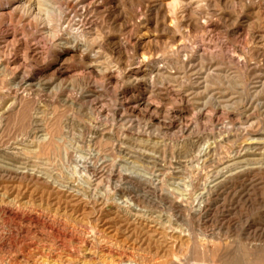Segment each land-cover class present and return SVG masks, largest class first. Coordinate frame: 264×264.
Returning a JSON list of instances; mask_svg holds the SVG:
<instances>
[{
	"label": "rangeland",
	"instance_id": "rangeland-1",
	"mask_svg": "<svg viewBox=\"0 0 264 264\" xmlns=\"http://www.w3.org/2000/svg\"><path fill=\"white\" fill-rule=\"evenodd\" d=\"M125 1L124 12L133 21L120 26L111 18H96L103 33L90 44L88 54L103 67L101 72L71 61L60 91L51 89L54 83L35 76L36 66L19 49L26 40L43 52V63H47L53 56L46 40L33 31L16 30L13 36L14 28L1 24L0 60L15 57L19 68L41 79L39 85L23 92V101L10 104L9 97L2 99L1 94L16 91L14 74L0 76V115L10 120L3 138L31 132L33 123L51 119L56 121L53 129L73 134L76 145L97 148L100 160H108L104 162L110 172L94 186L99 192L111 185L113 197L120 174L138 177L122 179L121 185L124 196L141 206L138 218L142 225L135 224V231L130 226L133 223L123 224L122 231L112 227L108 218L114 216L113 200L101 197L95 203L109 212L102 226L104 234L122 243L126 256L134 261L264 264V0H200L203 16L221 27L203 32L182 26L176 33L168 28L169 14L168 26L157 27L151 22L150 3L142 7L136 0ZM139 17L147 19V24L133 29ZM117 39L127 42V52L113 45ZM178 42L188 45V51H204L206 59L195 54L190 63L176 65L175 78L159 84L154 92L143 81H135L142 77L131 73L137 61L169 57L172 45L178 46ZM238 52L247 66L236 63ZM204 78L210 84L199 87ZM141 98L149 105L141 104ZM91 136L96 139L89 142ZM42 153L41 159L49 161L47 167L55 170L59 163L56 153ZM31 194L33 198L39 195ZM34 213L28 217L38 215ZM14 217L0 215V233L7 241L25 238L27 243L35 240L36 232L48 231Z\"/></svg>",
	"mask_w": 264,
	"mask_h": 264
},
{
	"label": "bare ground",
	"instance_id": "bare-ground-1",
	"mask_svg": "<svg viewBox=\"0 0 264 264\" xmlns=\"http://www.w3.org/2000/svg\"><path fill=\"white\" fill-rule=\"evenodd\" d=\"M123 1L3 0L0 2V28L1 24H7L14 28L13 36L16 30L29 34L33 31V34H39L46 40L52 47L53 56L50 61H48L49 59L46 60L47 63H43V52L36 45L25 40L19 49L23 50L26 57L36 66L37 70L34 69L37 72L35 76H41L44 81L54 83L55 85L51 89L60 91L64 78L68 77L70 73L67 63H71V61L76 62L77 60L84 64L87 69L95 70L98 68L101 72L103 67H99L96 64V58L88 54L90 44L101 37L100 35L103 33V31L98 30L101 25L99 28L96 18H111L120 26L126 25V22L128 23V20L132 19V15L125 14ZM202 1L151 0L149 2V0H136V3L142 7H146V4L150 3V9L154 12V19L151 22L157 27L164 28L166 16L169 14L171 24L168 28L175 33L182 26L195 30L200 29L203 32L218 30L221 27L219 23L203 16ZM146 20L139 17L135 23L131 22V24L133 23L131 27L134 29L140 24H147ZM106 41L108 42V40ZM182 42L180 44L178 42L179 45H174L175 47L172 45L173 48L170 49L171 56L169 57L152 60L143 57L137 61L134 67L131 66V73L134 76L142 75V77L136 78L135 81L137 83L143 81L142 84L153 91L164 81L175 78L176 65L184 66L190 63L195 54L198 59H206L207 55L204 51L201 50L199 54L195 51H188L186 49L188 45L186 46ZM113 45L117 47L118 51L127 52L128 44L125 40L117 39ZM240 53L242 52H238L237 55L240 56ZM236 63L243 65V67L248 65L242 56ZM250 64L252 65L253 62L250 61ZM19 66L20 63L15 57L5 61L0 60V76L6 72L14 74L12 81L16 91L12 89L6 94H1L2 99L9 97L10 104L17 99L20 101L24 97L23 92L25 93L33 86L39 85L38 82L41 80L40 78L37 79L30 71L28 73L24 67L19 68ZM147 74L150 75L148 78L144 76ZM207 78L198 84L199 87L202 85L203 88H206L210 84ZM18 87L22 90L21 94L17 93ZM139 101L143 105H149L147 100L141 98ZM9 121L7 117L0 115V215L25 219L29 223L44 227L48 231L46 232L41 227L40 229L45 230V232L32 231V233L36 232L33 237L35 240L31 239L27 243L24 241L25 238L14 241L9 238L7 241L8 239L0 233V264H142L132 260L129 255L126 256L125 250L127 248L125 249L122 243L119 244L120 242H115L104 234L105 229L102 226L105 223V218L109 217V212L102 211V204L101 206L95 204L99 202L98 199L101 197L106 201L113 200L114 210L111 213L114 216L108 218L112 227L122 231L121 226L123 224L133 223L130 226L135 231L138 228L135 224L142 225L139 222L141 218H138L142 210L141 206L139 207L138 204L132 202V197L124 196L125 187H122V179L139 180V178L130 173L120 174L115 193L113 197H110L109 188L111 185H106L102 193L95 188L98 185V179L102 178L106 171L110 172V169L108 170L105 166V162L108 160L106 157L100 160L97 148L87 147L84 149L83 146L76 145V137L72 136L73 134L67 135L66 132L64 134L53 129L56 121L51 119L41 123H33L31 132L4 139L3 132L5 127L10 124ZM95 139L96 137L91 136L89 142ZM42 151L44 155L56 153L59 163L55 170L52 169V166L47 167L49 161L46 157L41 159L39 153ZM129 187L133 188V191L136 190L135 186ZM32 192H37L39 195L33 198ZM30 212H35L38 215L28 217ZM82 221H84L83 224ZM79 222L81 225L78 224ZM17 235L18 232L16 236L14 235L15 238ZM24 235L27 237L28 234L26 235L25 232Z\"/></svg>",
	"mask_w": 264,
	"mask_h": 264
}]
</instances>
